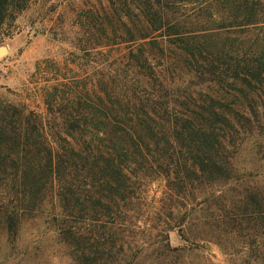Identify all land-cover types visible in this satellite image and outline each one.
I'll list each match as a JSON object with an SVG mask.
<instances>
[{
	"label": "trees",
	"instance_id": "1",
	"mask_svg": "<svg viewBox=\"0 0 264 264\" xmlns=\"http://www.w3.org/2000/svg\"><path fill=\"white\" fill-rule=\"evenodd\" d=\"M31 1L0 0V29ZM75 9L80 66L91 60L94 79L75 59L46 58L32 74L46 115L0 98V228L13 241L51 192L78 264H118L125 246L126 264H194L206 236L228 264H264V0ZM177 59L186 76L166 79L160 68ZM157 176L164 225L134 250L123 228L141 182ZM175 230L189 243L175 244Z\"/></svg>",
	"mask_w": 264,
	"mask_h": 264
},
{
	"label": "rangeland",
	"instance_id": "2",
	"mask_svg": "<svg viewBox=\"0 0 264 264\" xmlns=\"http://www.w3.org/2000/svg\"><path fill=\"white\" fill-rule=\"evenodd\" d=\"M80 3L82 0H32L21 12H14V16H9L0 29L2 100L25 105L46 115L41 90L37 89L36 82L32 79L37 63L46 58L59 61L69 57L75 59L74 66L83 75H87L89 80L94 79V63L90 60L88 64L80 66L83 60L78 58L82 52L75 40L79 28L74 25V11H77L75 6ZM170 55L176 57L174 51ZM170 66L173 68L170 74L163 66L160 68L166 79H172L173 75L176 81H181V77L186 76L185 66L180 59ZM259 182L263 183L262 179ZM137 191L139 198L136 207L123 228L126 240L134 245L137 243L134 250L143 238L146 241L151 237L156 238L164 225L166 210L160 200L167 191L166 180L161 176L146 179L141 182V188ZM14 195L17 199L20 194ZM55 201L56 198L49 192L45 204L36 212V216L23 215L13 241L8 238L6 229L0 228V264H78L74 261L70 248L58 236L59 222L52 219L59 212L57 203L54 205ZM81 225L84 227L85 223ZM201 228L202 226H193L189 239H194L195 234L202 231ZM170 235L175 244L189 243L182 239L178 230L172 231ZM194 240L200 245L195 247L197 250L191 254L190 262L203 264L206 257L214 264H228L222 247L214 239L206 236L204 239ZM125 248L126 252L121 253L118 264H126L125 259L131 255L128 246ZM137 261H142L140 254Z\"/></svg>",
	"mask_w": 264,
	"mask_h": 264
}]
</instances>
